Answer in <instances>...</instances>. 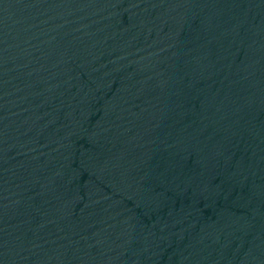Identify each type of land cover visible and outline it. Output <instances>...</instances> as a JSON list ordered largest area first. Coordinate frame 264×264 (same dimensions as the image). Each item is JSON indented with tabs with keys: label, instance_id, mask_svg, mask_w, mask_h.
Masks as SVG:
<instances>
[{
	"label": "water",
	"instance_id": "obj_1",
	"mask_svg": "<svg viewBox=\"0 0 264 264\" xmlns=\"http://www.w3.org/2000/svg\"><path fill=\"white\" fill-rule=\"evenodd\" d=\"M0 264H264V0H0Z\"/></svg>",
	"mask_w": 264,
	"mask_h": 264
}]
</instances>
